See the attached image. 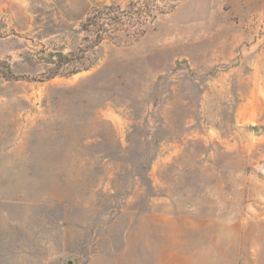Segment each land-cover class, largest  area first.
Segmentation results:
<instances>
[{"label":"rangeland","instance_id":"obj_1","mask_svg":"<svg viewBox=\"0 0 264 264\" xmlns=\"http://www.w3.org/2000/svg\"><path fill=\"white\" fill-rule=\"evenodd\" d=\"M134 1L0 0V264H113L151 210L236 221L264 264V0H157L137 40L56 68Z\"/></svg>","mask_w":264,"mask_h":264},{"label":"crops","instance_id":"obj_2","mask_svg":"<svg viewBox=\"0 0 264 264\" xmlns=\"http://www.w3.org/2000/svg\"><path fill=\"white\" fill-rule=\"evenodd\" d=\"M240 230L233 220L145 211L113 264H240ZM179 231L187 233L180 242Z\"/></svg>","mask_w":264,"mask_h":264},{"label":"trees","instance_id":"obj_3","mask_svg":"<svg viewBox=\"0 0 264 264\" xmlns=\"http://www.w3.org/2000/svg\"><path fill=\"white\" fill-rule=\"evenodd\" d=\"M157 0H137L130 2L125 8L109 4L96 7L81 23V29L87 34L84 38L85 45L78 49L79 54L73 55L59 53L56 68L68 65L70 74L80 71L78 60L85 58L87 50H92L103 40L113 42L135 41L146 31V24L156 17V13L166 12L163 7L156 4ZM167 8L172 5L168 4ZM91 63L82 69H87ZM55 72L48 73L46 78H51ZM18 77L9 68L6 61L0 60V79Z\"/></svg>","mask_w":264,"mask_h":264},{"label":"water","instance_id":"obj_4","mask_svg":"<svg viewBox=\"0 0 264 264\" xmlns=\"http://www.w3.org/2000/svg\"><path fill=\"white\" fill-rule=\"evenodd\" d=\"M57 264H73V263H72V260L68 259L62 262H58Z\"/></svg>","mask_w":264,"mask_h":264}]
</instances>
